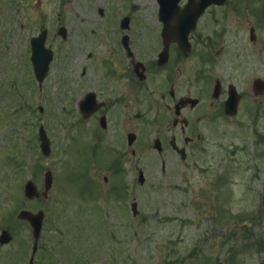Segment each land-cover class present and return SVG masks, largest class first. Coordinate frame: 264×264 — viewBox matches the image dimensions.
<instances>
[{
    "label": "rangeland",
    "instance_id": "obj_1",
    "mask_svg": "<svg viewBox=\"0 0 264 264\" xmlns=\"http://www.w3.org/2000/svg\"><path fill=\"white\" fill-rule=\"evenodd\" d=\"M252 1L263 10L264 0ZM157 7L156 0H0V208L17 211L24 206L21 189L25 181L35 177L42 189L43 173L49 167L55 179L53 203L61 205L64 215L62 220L60 216L46 220L43 234L53 260L60 264H264V206L256 211L243 180L250 171L246 166L248 152L256 147L250 135H245L247 146L238 153V166L233 164L228 178H234L229 191H235H231L232 196L223 209L217 211L208 204L209 197L201 184L200 190L187 198V193L182 194V183L181 189H173V164L167 163L163 169L158 152L154 149L144 152L140 148L136 159L121 166L131 175L123 181L132 186L133 197L138 202L140 217L136 219L129 217L128 207H121L112 195L111 188L121 180L112 173L119 169L113 167L116 164L100 163L91 188H84L86 178L91 175L89 172L81 175L77 155L72 158L73 153L69 152L64 159L58 158V141L53 155L44 158L34 142L40 124L47 123V114H53L54 124L58 122L59 108L67 105L64 96L75 93L76 84L70 79L66 81V74L75 80L79 65L101 63L107 56L112 59L110 49L116 36L106 32V27H118L121 18L129 15L131 37L139 45L137 50L140 53L144 50L145 59L154 55ZM244 20L240 19L243 26ZM240 22L237 20L235 25L240 27ZM62 25L68 31L66 40L57 34ZM43 27L48 28L46 44L53 48L55 57L50 76L40 91L32 80L30 39ZM258 27L260 41L256 46L241 41L237 47L243 62L239 65L247 67L252 57L259 59L262 74L264 25ZM232 32L226 30V35L231 36ZM249 86L251 82L245 79L239 87L248 92ZM38 105L44 107V113H39ZM159 119V112L148 113L142 142L155 133ZM71 137L74 138L72 130ZM28 141L32 144L28 151L23 149L26 157L14 156L16 146L29 145ZM74 145L77 146V140ZM139 168H143L146 177L143 186L132 183ZM104 175L108 176V183L104 182ZM95 203L108 206L109 227L96 229L90 223L96 222L88 205ZM221 211L225 212L219 214ZM246 213L255 216L257 223H252L251 217L248 219L252 222L239 217ZM7 223L13 231L28 233L24 231L27 227L21 226L16 218ZM245 226L250 229L247 236Z\"/></svg>",
    "mask_w": 264,
    "mask_h": 264
},
{
    "label": "flooded vegetation",
    "instance_id": "obj_2",
    "mask_svg": "<svg viewBox=\"0 0 264 264\" xmlns=\"http://www.w3.org/2000/svg\"><path fill=\"white\" fill-rule=\"evenodd\" d=\"M240 6L246 7L247 3L242 2ZM215 8H209V16L203 18L201 24L207 27L213 15L221 33L211 32L204 43L192 39L191 51L186 53L172 43L169 47L172 59H167L162 66L152 69L147 65L143 69L139 67L140 72H137L133 62L139 53L135 49L131 51L135 43L130 39V50L121 51L118 64L108 67L91 64L88 69L82 68L76 78L75 108H62L63 115L75 112V124L63 121L61 137L66 139L70 126H75L78 144L87 150L86 155L130 162L138 147L132 149L129 136L134 133L136 145L141 130L147 125L146 115L159 112L161 129L156 138L161 141V155L165 152L162 163L174 162L177 184L202 178V183L188 184L194 187L201 184L206 193L222 190L238 153L247 146V135L252 137L256 147L250 159H246V166L254 179L264 178V98L251 90V86L248 92L239 87L245 79L253 82L256 78L264 79V75H260L258 59L252 57L247 67L239 65L243 62L237 46L246 41L244 27L237 33L233 31L231 36L225 35L222 18H217L220 13L215 12ZM161 31L162 24L158 45L163 48ZM258 42L256 37L249 45L254 47ZM231 49L235 51H229ZM138 73L146 77L141 80ZM152 73L158 77H149ZM232 85L238 90L240 100L236 113L229 115L226 102ZM88 93L94 96L90 100V114L85 117L83 102ZM48 129L53 139L54 131L51 127ZM172 138L176 143L174 147ZM179 147L185 149L184 159ZM39 207V204H31L22 209L37 211ZM22 222L28 233L20 237L13 235L9 244L0 243V264H30L34 247L32 229L26 221ZM47 259V252L41 250L40 244L32 264H47Z\"/></svg>",
    "mask_w": 264,
    "mask_h": 264
},
{
    "label": "water",
    "instance_id": "obj_3",
    "mask_svg": "<svg viewBox=\"0 0 264 264\" xmlns=\"http://www.w3.org/2000/svg\"><path fill=\"white\" fill-rule=\"evenodd\" d=\"M225 0H209V3H223ZM159 2L162 5V11H163V17L165 20H167L168 17V8L171 6V0H159ZM188 11L193 10L195 11V13L197 14V16H199L202 13V9L201 7L196 6L195 9H187ZM129 23V18H125L122 22V26L123 27H127ZM60 34H62L65 37V30L64 28H61L59 31ZM45 37H46V31L43 32V34L38 37V38H34L32 40V48H33V55H32V60L34 62L35 65V72L36 75L38 77V79L40 80V82H42V80L44 79V77L46 76L47 72H48V68H49V63L52 59V52L49 49H45L44 48V41H45ZM41 135H42V140H43V150L45 153H47V147L45 145L44 142V131L43 128H41ZM51 186V175L49 173L46 174V178H45V187L46 190H48ZM36 186L33 184V182H28L26 184V194L30 197H33L34 195H37V190H36ZM21 217H26L29 219H32L33 221V226L35 227V231H36V237H39V233H40V229H41V221H42V216L41 215H37V218H31V213L29 212H23L21 214ZM3 241H8L9 238L6 234L3 235L2 237Z\"/></svg>",
    "mask_w": 264,
    "mask_h": 264
}]
</instances>
